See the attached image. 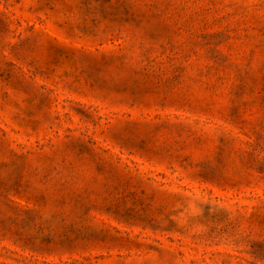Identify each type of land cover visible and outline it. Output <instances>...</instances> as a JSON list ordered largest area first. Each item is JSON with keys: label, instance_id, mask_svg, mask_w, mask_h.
Segmentation results:
<instances>
[{"label": "rangeland", "instance_id": "obj_1", "mask_svg": "<svg viewBox=\"0 0 264 264\" xmlns=\"http://www.w3.org/2000/svg\"><path fill=\"white\" fill-rule=\"evenodd\" d=\"M0 264H264V0H0Z\"/></svg>", "mask_w": 264, "mask_h": 264}]
</instances>
